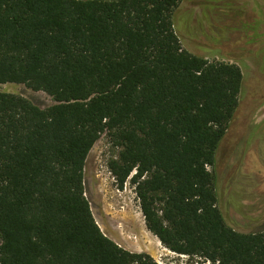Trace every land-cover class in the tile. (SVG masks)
<instances>
[{
  "label": "trees",
  "instance_id": "trees-1",
  "mask_svg": "<svg viewBox=\"0 0 264 264\" xmlns=\"http://www.w3.org/2000/svg\"><path fill=\"white\" fill-rule=\"evenodd\" d=\"M181 0H0V264H157L103 234L84 167L106 134L108 168L132 171L146 229L208 264H264V227L219 207L217 155L239 107L238 66L182 47Z\"/></svg>",
  "mask_w": 264,
  "mask_h": 264
},
{
  "label": "rangeland",
  "instance_id": "rangeland-1",
  "mask_svg": "<svg viewBox=\"0 0 264 264\" xmlns=\"http://www.w3.org/2000/svg\"><path fill=\"white\" fill-rule=\"evenodd\" d=\"M174 18L184 49L241 70L239 107L217 155L218 198L229 226L240 232L257 231L264 227V0H181ZM0 92L22 96L40 108L53 103L46 93L23 84H0ZM117 151L103 134L84 167L85 196L103 234L157 264H208L167 250L146 229L136 190L116 192L121 186L108 164ZM134 176L133 170L128 180L136 189Z\"/></svg>",
  "mask_w": 264,
  "mask_h": 264
},
{
  "label": "built area",
  "instance_id": "built-area-1",
  "mask_svg": "<svg viewBox=\"0 0 264 264\" xmlns=\"http://www.w3.org/2000/svg\"><path fill=\"white\" fill-rule=\"evenodd\" d=\"M129 178H127L125 181H124V183H123V186H121L120 188L118 187V188H116V192H124V191H127L128 189L130 190V192H135V187L134 188H131L130 187V182H129V180H128ZM136 193H134V195H135ZM136 199H137V201H138V203H139V199H138V197H137V195H136ZM120 208H122V207H120ZM133 239H135V237L133 238Z\"/></svg>",
  "mask_w": 264,
  "mask_h": 264
}]
</instances>
